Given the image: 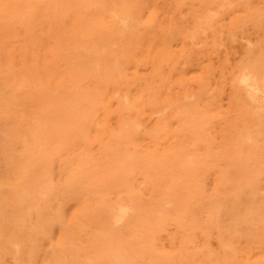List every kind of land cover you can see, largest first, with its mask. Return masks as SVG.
Instances as JSON below:
<instances>
[{
  "label": "rangeland",
  "instance_id": "obj_1",
  "mask_svg": "<svg viewBox=\"0 0 264 264\" xmlns=\"http://www.w3.org/2000/svg\"><path fill=\"white\" fill-rule=\"evenodd\" d=\"M43 1L7 26L8 38L0 19V264H104L98 247L106 240L107 254L120 256L117 264L264 263L258 261L264 257V108L258 119H248L229 99L236 67L259 66L264 85V19L232 28L246 5L261 0H203L202 18L193 16L197 27L186 42V5L174 14L179 21L170 37L155 34L160 23L150 30L155 48L165 45L163 54L181 56L172 69L164 63L161 81L151 73V61L136 74L153 81L159 101L167 95L171 100L179 88L192 94V117L205 116L191 131L189 124L181 126L188 120L184 114L163 123L133 102L137 91H143V101L147 92L143 80L131 82V69L124 71L125 53L140 42L143 27H129L141 33L135 45H107L105 60L87 69L76 66L79 38L62 48L54 45L61 37L50 36L56 33L51 15L58 18L61 0L47 6ZM136 1L143 7L151 2ZM57 26L63 29L61 22ZM50 45L56 50L52 57ZM24 58L27 73L21 75ZM46 61L55 65L48 73ZM71 71L80 75L78 85L56 84L58 74ZM110 88L118 89L117 97L108 99ZM122 96L119 115L116 101ZM68 114L79 121L67 119L58 138L60 116ZM117 117L139 124V131L118 134ZM229 129L241 131L236 145L227 140ZM119 207L128 214L111 226L108 211Z\"/></svg>",
  "mask_w": 264,
  "mask_h": 264
},
{
  "label": "bare ground",
  "instance_id": "obj_2",
  "mask_svg": "<svg viewBox=\"0 0 264 264\" xmlns=\"http://www.w3.org/2000/svg\"><path fill=\"white\" fill-rule=\"evenodd\" d=\"M50 1L53 2L55 0ZM50 1L45 0L43 3L47 6L51 4ZM167 1L171 2V6L164 7L163 5L166 1L161 0H151V2H149L145 7L138 4L136 0H61V3H57V6L60 8L57 10L58 18H55L50 14L51 28L56 31V33L54 32L50 36L61 37L59 39L61 41H54V45H59L62 48H67L75 41V38H79L80 41L78 44H80V46L76 53V57L78 59V64L76 66H85L87 69H92L94 67L98 68L100 63L105 60V54L108 51L107 45L111 46L114 44L117 46L116 42H119L124 48H128L131 44L135 45L132 40L136 38L135 35H139L141 33L137 30L129 28L133 23L143 27V37L140 42L132 48L130 55L129 53H125L127 65L124 71L131 69L133 71L130 73L131 82L135 83L139 80H143L140 87L147 92V99L143 101V91H137L136 97L132 96L133 102L137 106H141L140 109L145 107L149 114H156L162 122L165 118L173 119L175 118V115L179 116L184 114L188 120L181 123V126L185 128V125L189 124V131H191L192 128L198 129V127L202 125L205 116V113H199L197 117H192L194 112L192 104L189 102L192 94L179 88L171 100H169V95H167V97H163L159 101L158 97H156L157 94L155 88L152 85L153 81L148 77H142L136 74V70L141 63L151 61L152 66L150 67V71L158 80L161 81V68L164 66V63L169 64L171 66L170 69H172L176 66L175 61L181 56V54H178V56L163 54V51L167 49L165 45H163L162 49L154 47L149 35L151 33L150 30H154L155 23H160L162 25L161 30L156 31L155 34L160 33L162 40L170 37L171 25H175V20L179 21L178 14H174L186 5L188 22L181 31V35L186 42L191 39L192 33L197 27V23L195 21L191 24L193 16L196 17L197 21H200L202 18L204 10L202 7L203 0ZM34 3H39V0H0V14H2L0 19H3L5 22V25L2 27L3 37L6 36V38H8L10 35L7 26L14 25L20 17L24 16V19L27 18L28 12L31 10L32 4ZM161 8H164L162 10L163 17L157 18L158 11ZM194 8L198 10L194 11ZM131 11L134 15L130 13ZM66 12L70 15L69 19L65 17ZM257 17L264 19V0L258 1L255 5H246L239 18H237L233 23L232 28L237 27L240 23L246 20H252ZM60 22L63 25L62 30H58L57 25ZM203 23H205V20H203L197 28L200 31L202 30ZM66 32L69 33V36L64 37ZM127 35L130 36L126 39H121V37ZM87 38H90L91 41H88ZM3 43L4 41L1 40V44ZM54 45L47 47L48 53L51 57L54 56L56 52ZM163 56L166 57L163 58ZM60 57L64 56L60 55ZM48 63L49 61L44 63V71L46 73L55 68L54 64ZM18 66V71L21 75L27 73V69L24 67L26 66L25 58L18 64ZM68 75L69 74L67 73L58 74L56 84L62 85L68 81H72L76 85L80 83V75L76 72L71 71L70 76ZM258 75L259 66L251 65L236 67L229 76L230 105L235 108H243V111H245L243 113L247 112L246 114L248 119L249 114L251 118L254 117L258 119L260 111L264 108V85L262 83V79L258 78ZM106 92L108 93V99L114 98L115 96L117 97L119 93L117 88L107 89ZM125 99L126 97L122 96L118 97V101H116V110L119 115L122 114V109H120V107L124 105ZM175 102L178 104V107H175V109L172 110V104ZM70 115L71 114L60 116L61 121L58 123V138H62L66 133L62 132V130L65 125H67V119L70 123L73 121H79V116L72 118ZM136 116L137 114H135L133 118ZM175 124L176 129L180 130L179 123L176 121ZM156 126L157 124L155 127ZM116 129L118 134L125 132L126 137L129 132L136 134L140 129V125L132 122L130 119L125 121L122 117H117ZM231 129L228 130V133L231 135L227 140L233 145H236L242 134L240 135L241 131H239L237 135L232 134ZM100 135H102V132ZM244 139L247 140V138ZM226 149H228V147H226ZM25 164L26 162H23L22 166H25ZM20 180V176L13 179V189ZM11 196L12 198H15L17 193L12 190ZM128 211L129 210L125 207L109 210L108 212L111 213L109 219L111 226L119 224L118 222H120L128 214ZM103 229L108 231L112 228L104 225ZM91 246H93V244ZM98 248L106 255L104 264H117L120 256L115 257L110 256L111 254H107L110 250V242L108 240L101 243ZM261 259L264 260V257L259 258L258 261H261ZM93 263L100 264L97 259L94 260ZM93 263L83 261V264ZM261 264L264 263L262 262Z\"/></svg>",
  "mask_w": 264,
  "mask_h": 264
}]
</instances>
